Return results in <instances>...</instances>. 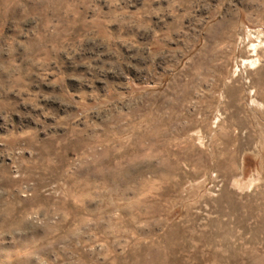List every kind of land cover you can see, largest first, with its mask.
Instances as JSON below:
<instances>
[{
	"label": "rangeland",
	"instance_id": "374dc122",
	"mask_svg": "<svg viewBox=\"0 0 264 264\" xmlns=\"http://www.w3.org/2000/svg\"><path fill=\"white\" fill-rule=\"evenodd\" d=\"M0 264H264V0H0Z\"/></svg>",
	"mask_w": 264,
	"mask_h": 264
}]
</instances>
